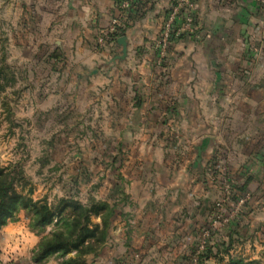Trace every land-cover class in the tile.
<instances>
[{"label": "crops", "instance_id": "0c3cea01", "mask_svg": "<svg viewBox=\"0 0 264 264\" xmlns=\"http://www.w3.org/2000/svg\"><path fill=\"white\" fill-rule=\"evenodd\" d=\"M4 1L12 64L37 83L22 111L31 131L51 133L37 146L60 165L36 178L34 195L116 205L90 264L190 260L196 230L224 224L244 198L264 220V0H194L181 11L190 29L167 46L159 34L174 0H155L133 12L127 56L110 64L121 46L100 50L96 37L117 17L115 0ZM23 214L0 229V260L27 253L38 264Z\"/></svg>", "mask_w": 264, "mask_h": 264}, {"label": "rangeland", "instance_id": "374dc122", "mask_svg": "<svg viewBox=\"0 0 264 264\" xmlns=\"http://www.w3.org/2000/svg\"><path fill=\"white\" fill-rule=\"evenodd\" d=\"M6 7L7 11L5 10ZM11 25L9 5L4 1L0 4V168L9 173L16 190L23 195H29V192H33V199L46 198L49 204L56 203L59 198H74L82 203H87L91 198L84 202L77 196L70 194L61 197H58L57 194L55 196L40 197L39 193L41 192H39L34 195L35 183L41 182H37L36 178H42L41 175H60V165H58L59 163L53 164L50 161L49 151L44 152L42 147L37 146V140L42 139L44 136L50 139L51 133L31 131L27 124V117L24 115L25 112L22 111V109H25L26 104V100L21 97L22 94L37 83L33 84L31 80L27 81L24 77L26 75L24 71L12 64V61L16 58L13 57L10 45L12 42ZM38 72L42 75V70H38ZM73 150L78 152L79 149ZM96 200L101 201V199ZM246 200L244 198L243 203L238 205L242 208L238 209L237 214L234 213L232 217L227 215L222 221L226 224L228 219L239 216L238 222L233 228L226 229L224 227H227V225H220V223L212 221L208 227L196 230L191 247L192 259L178 260L174 263L227 264L229 259L232 258L246 261L255 260L259 264H264V220H258L260 221L259 224L253 222L254 217L252 219L250 217L254 205L247 203ZM245 207L250 209L251 213H246ZM19 213H24L23 218L27 224L26 212L20 210ZM242 216H245V219ZM56 228V225L51 224L44 229L42 235H48ZM111 230L112 228L109 231V236ZM37 237L39 239V236ZM107 242L108 239L100 252L107 246ZM72 254L67 255V257ZM26 255L16 260L15 258L14 260H0V264H29ZM92 257L95 256L90 254L84 257L86 264H90ZM60 262L61 259L58 256H52L47 261L38 264H60ZM146 263L153 264L152 261Z\"/></svg>", "mask_w": 264, "mask_h": 264}, {"label": "trees", "instance_id": "16d2710c", "mask_svg": "<svg viewBox=\"0 0 264 264\" xmlns=\"http://www.w3.org/2000/svg\"><path fill=\"white\" fill-rule=\"evenodd\" d=\"M118 1V0H115ZM155 0H133L127 10L126 19L119 25L108 40H114L125 34L129 21L137 17L133 12L144 14L152 8ZM248 183L235 187L245 192ZM19 193L11 176L0 168V229L8 222L18 220L20 210L26 212L27 227L39 240L31 251V261L43 263L52 256L61 259L60 264H86L85 256H97L109 237L116 214V205L104 200L89 199L87 203L74 198H59L49 204L46 198L33 199ZM57 228L48 235H42L47 226ZM73 253L71 256L67 255ZM227 264H259L255 260L229 259Z\"/></svg>", "mask_w": 264, "mask_h": 264}, {"label": "built area", "instance_id": "2783aa9c", "mask_svg": "<svg viewBox=\"0 0 264 264\" xmlns=\"http://www.w3.org/2000/svg\"><path fill=\"white\" fill-rule=\"evenodd\" d=\"M133 0H118L116 6L118 15L109 23L107 27L101 29L96 37V47L98 49H109L115 44L114 40H108L109 35L116 31L117 27L126 19L127 10ZM194 0H174L168 10L167 19L163 24L159 34V44L167 46L172 40L181 35L183 31L190 29L192 17L190 14H181L183 8H192ZM222 202L217 203L221 207Z\"/></svg>", "mask_w": 264, "mask_h": 264}, {"label": "water", "instance_id": "95a60500", "mask_svg": "<svg viewBox=\"0 0 264 264\" xmlns=\"http://www.w3.org/2000/svg\"><path fill=\"white\" fill-rule=\"evenodd\" d=\"M116 42L121 46V51L119 54L113 55L107 63H116L117 61H122L127 56V37L126 35H121L116 39Z\"/></svg>", "mask_w": 264, "mask_h": 264}]
</instances>
